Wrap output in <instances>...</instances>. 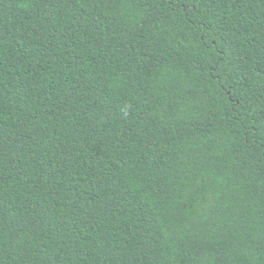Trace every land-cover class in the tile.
Wrapping results in <instances>:
<instances>
[{
  "label": "trees",
  "instance_id": "obj_1",
  "mask_svg": "<svg viewBox=\"0 0 264 264\" xmlns=\"http://www.w3.org/2000/svg\"><path fill=\"white\" fill-rule=\"evenodd\" d=\"M0 264H264V0H0Z\"/></svg>",
  "mask_w": 264,
  "mask_h": 264
}]
</instances>
